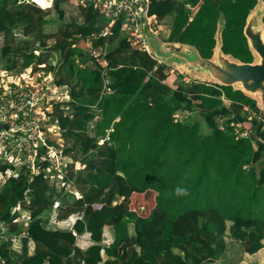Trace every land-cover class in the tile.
<instances>
[{
  "label": "trees",
  "instance_id": "1",
  "mask_svg": "<svg viewBox=\"0 0 264 264\" xmlns=\"http://www.w3.org/2000/svg\"><path fill=\"white\" fill-rule=\"evenodd\" d=\"M35 1L0 0L2 53L22 59L17 68V57L9 58L4 70H38L45 64L47 71L60 74L56 82L67 85L72 98L68 109L56 110L65 141H72L66 143L65 153L77 150L81 157H73L85 167L75 177L73 171L65 177L79 189L77 198L68 186L49 181L43 171L47 161L40 172L31 174L26 167L19 177L4 181L0 223L8 226L7 232L24 236L21 255L13 250L12 238L0 236V264H206L225 251L228 228L246 252L263 248L264 142L259 138L264 140V130L256 99L213 82L185 84L176 78L170 86L167 66L123 34L124 17L111 26V19L93 4L80 6L77 19L60 30L62 37L52 47L62 50L63 62L55 73L48 56L38 53L52 36L35 33L49 21L51 6L47 0ZM62 2L54 1L60 17L65 15ZM257 3L150 0L143 13L158 21L174 15L168 41L193 45L208 58L222 22L223 52L252 62L244 27ZM16 27L27 38L13 47ZM107 27L110 32L97 42L105 44L110 60L111 69L105 73L85 51L81 37ZM105 85L113 92L105 93ZM180 112L186 116L177 117ZM197 114L211 130L206 135ZM232 121L252 135L236 136ZM7 167L0 162V171ZM177 186L187 188L188 194L176 196ZM17 206L30 213L26 225L13 222ZM54 210L60 220L76 216L73 227L49 228L46 223ZM106 226L113 230L109 244L103 242ZM85 232L93 244L83 249L77 236ZM30 240L36 244L33 254L28 253Z\"/></svg>",
  "mask_w": 264,
  "mask_h": 264
},
{
  "label": "built area",
  "instance_id": "2",
  "mask_svg": "<svg viewBox=\"0 0 264 264\" xmlns=\"http://www.w3.org/2000/svg\"><path fill=\"white\" fill-rule=\"evenodd\" d=\"M34 1L35 0H27ZM49 0H47L48 2ZM150 0H78L80 6L93 4L95 9L101 14L109 17L113 23L116 19L123 16L124 26L130 30L131 34H137V38L130 39L138 43L142 50L147 51L155 58L147 44L145 32L149 28L152 33H157L159 26L157 22L151 21L152 17L146 18L143 10ZM189 6V5H188ZM199 7V6H198ZM197 9V8H196ZM195 9V10H196ZM146 19H148L146 21ZM139 29L141 31H139ZM110 27L99 33H93L81 37L85 45V51L96 59L103 67L104 72L109 68L110 60L107 54H104V47L98 44V39L108 35ZM126 32V31H125ZM45 64H41L38 70L34 67L24 69L16 73V77L9 74L8 70L1 72L0 78V162L8 167L0 171V187L4 181L10 177H19L24 168H29L31 174L40 172L42 163L47 161L48 164L43 171L51 183L56 186H70L63 178H59L56 172L61 171L62 158L65 153V147L61 146V140L64 139L63 129L60 126L57 116V109H68L70 106L69 87L61 85L52 77L53 71H45ZM168 70V68L166 69ZM11 71V70H10ZM26 71V73H25ZM14 72V71H13ZM171 73L179 76L184 74L183 71L174 68ZM10 75V76H9ZM192 77V76H191ZM183 82L189 84L192 82H205L195 77L184 76ZM106 79L105 84H108ZM104 88L105 93H112L110 87ZM262 130H264V115L260 118ZM235 134L238 137H249L252 135L251 130L243 128L242 123L232 121ZM225 125H221L223 129ZM258 138V136H257ZM259 140L263 141L261 138ZM65 141V139H64ZM104 140L100 142L103 143ZM66 144V142H65ZM64 149V150H63ZM68 166V165H67ZM66 166V167H67ZM60 169V170H59ZM57 178V180H56ZM59 205L56 202L55 207Z\"/></svg>",
  "mask_w": 264,
  "mask_h": 264
},
{
  "label": "water",
  "instance_id": "3",
  "mask_svg": "<svg viewBox=\"0 0 264 264\" xmlns=\"http://www.w3.org/2000/svg\"><path fill=\"white\" fill-rule=\"evenodd\" d=\"M264 0L248 15L244 34L254 55L252 62H243L222 50L223 23L220 22L215 34L216 44L212 57H204L193 45L180 42H164L165 51L158 54L151 46V31L145 33L151 54L163 63L176 65L194 77H207L215 83L241 89L256 99L260 118L264 115Z\"/></svg>",
  "mask_w": 264,
  "mask_h": 264
},
{
  "label": "rangeland",
  "instance_id": "4",
  "mask_svg": "<svg viewBox=\"0 0 264 264\" xmlns=\"http://www.w3.org/2000/svg\"><path fill=\"white\" fill-rule=\"evenodd\" d=\"M54 1L55 0H50V2L48 1V3H47V6H49V5L51 6V8H49V12L50 13H49V15H47V18H48L49 21L47 23L43 24L41 26V28L39 26H37L35 28V33H37L39 30H41L44 35L49 36V37L52 36V37H50L48 39V46L45 47V48H40L38 50V53H42V54L48 56V62L47 63L56 66V69L54 70L55 73H56L57 72V67L60 66L62 64V62H63V52H62L61 49H56V48H53L52 46H54V44H55L56 40L58 39V37L59 38L62 37V34H60V30L65 28V24L72 22L75 18L77 19L76 15H75L76 14L75 11L79 12L80 4L78 3V0H63L61 6H62V8L65 11V15L63 17H60V14L54 8ZM42 7H46V6H42ZM198 8L199 7H197V9L194 11L192 16L195 14V12L198 10ZM173 20H174V15H170V16L165 17V19L160 21L158 23V25H157V26H159L158 32L156 34L155 33H150L149 42H150L151 46L156 50V52L158 54H162V52L165 51V49L163 47L164 42H169L168 38L170 36L171 28H172V25H173ZM79 21L82 22L83 20L80 19ZM113 23H114V21H113ZM113 23L111 21V26L113 25ZM124 24H126V22H124ZM19 27H21V26H19ZM141 30L139 29V31H141ZM124 31H126V32H124ZM124 31H123V34L126 35L127 37L131 34L130 30L126 29V26H124ZM147 31L149 33V31H151V30L148 28ZM133 32L134 31H132L131 36L133 38L134 37L137 38L138 37V35H137L138 33L137 34H133ZM22 33H23V30L21 28H18V27L14 28V34H15L16 39H15V42L12 44L13 47H15L20 41H22L25 38H27L25 35L22 36ZM28 38L31 39V37H28ZM115 44L114 43H113V45L109 44L108 45V51H110L111 48ZM3 45H4V36L2 34H0V72H2L5 69L4 65L7 64L9 58L17 57V68L20 67L21 64H22L21 57L19 55H16L13 52L9 53L7 56H4L3 53H2ZM168 67H169V70H166V71H167V73L169 75H167L166 80H167L168 84H171L172 80L174 79V77H173L174 73H171V69L174 68V72H177V69L174 66H170V65ZM170 67H172V68H170ZM110 69H111V67H110V63H109V70ZM15 70L16 69H12L11 71L8 70L9 74H12L13 77H16V76H14V75H16ZM45 71H47V70L45 69ZM17 73H20V72H17ZM25 73H26V71H25ZM58 75H60V74L59 73L58 74H52V77L54 79H56V76L58 77ZM184 76H187V77H190V78L194 77V75L192 76L189 73L185 72L184 74H182V77L180 75L177 78L176 82L178 83L181 80L184 81L183 80ZM195 78L198 79V80H201V81L215 83L213 80H210L207 77H200V76L197 77L196 76ZM180 115H181V117L179 115H177V117H179V118L184 117V112H180ZM196 116H197V119L199 120V122L201 123V133L204 134V135L208 134L211 130L208 127L207 122L205 121V119L202 116H199V114H197ZM60 142H61V146H63V148L66 145L65 142L67 143V145L72 144L71 140L68 143L67 141H64L63 138H62V140ZM69 155H70V157L64 155V157L62 158V165L60 167L61 171H58V170L56 171L59 174V178L62 181H63V178L65 176H69L72 171H73L72 173H74L73 176L75 177L76 176V171L82 170L85 167L84 164H81V160H76V158L73 157L75 155L81 157V154L78 153L77 150H73V152H71V154H69ZM263 158H264V155H263ZM71 164H73V167H70ZM56 180H57V178H56ZM68 188H70V189H72L73 191L76 192V193H74L76 198L81 196L80 192L77 191L79 189L75 187L74 183L70 182V186ZM56 202L54 203L53 207L56 208L57 211H58V208H60L61 206L58 205L57 207H55ZM15 210L18 212L17 216L18 215L20 216L19 217V222L17 221L18 223L22 224V223H25V222H27L29 220V212L26 209L17 207V209L15 208L13 211L15 212ZM72 217H74V216H72ZM75 218H76V216H75ZM75 218H73V220H75ZM52 219L54 220V217ZM55 221H56L55 225L54 224H50L51 226L50 225H48V226L49 227H57V226L63 225V223H61V222L57 223V220H55ZM7 228H8L7 225H5L4 223H0V236H1V238L7 239V238H13L15 236V234H11V233L7 232L6 231ZM131 228H132V225H131ZM226 236H227L226 239H228V240L231 239L228 233H226Z\"/></svg>",
  "mask_w": 264,
  "mask_h": 264
},
{
  "label": "crops",
  "instance_id": "5",
  "mask_svg": "<svg viewBox=\"0 0 264 264\" xmlns=\"http://www.w3.org/2000/svg\"><path fill=\"white\" fill-rule=\"evenodd\" d=\"M146 18H148V17H146ZM164 19L165 18H163L162 20H164ZM147 20L148 19H146V21ZM162 20H160V21H162ZM151 21L157 22V23L160 22L158 20H155L153 17H152ZM103 47H104V49H103L104 50V54H107L105 44L103 45ZM156 60H158V59H156ZM160 62L163 63L162 61H160ZM163 64H165L167 66L168 70H169L168 66L170 65V66H174L176 69H179V70L183 71L182 69L178 68L176 65H172V64L168 65L167 63H163ZM170 68H172V67H170ZM165 72L167 73L166 70H165ZM167 75H169V74L167 73ZM179 76H176L175 73H174V76H173L174 79L172 80L171 84H169V85L173 87L172 84H173L175 78H178ZM184 116H186V115H184ZM60 187H62V186H60ZM68 190L72 191V189H70V188ZM17 207L22 208L21 206H17ZM17 207H16V209H17ZM52 212L53 213L51 214L50 219L46 223L47 226L50 225V224H54L55 225L56 224L55 220H57V223L58 222L63 223V225L57 226L59 228L71 229L73 227V221L74 220L72 219V216L68 217L67 219L60 220L57 217L56 211L54 210ZM19 217H20L19 215L16 216L15 217L16 219L13 222H15V223L20 225L21 223H18L19 222ZM53 217H54V220L52 219ZM29 218H30V213H29ZM27 223H28V221L25 222L24 224L26 225ZM230 224H232V223L228 222V225H230ZM57 227H49V228L55 229ZM130 230L133 233V231H134L133 230V226H132V228L130 227ZM227 233L228 234L230 233L229 228H228ZM23 236H24V234L15 235L12 238L13 239L12 248H13V250H15V252L18 255H21L23 253V242H22V237ZM77 237H78L77 238V244L83 249H86L91 244H93V241L91 239V236H90L89 232H85L84 234L78 235ZM226 238H227V236H226ZM111 241H113V230H112L111 227L106 226L105 227V231H104V240H103V242L105 244H109ZM226 241H227V247H226L225 251L217 259H215L213 262H207L206 264H264V247L261 248L258 252L250 254V253H248V252H246L244 250V246H242V243H240V241H237L236 239H233V238H231L230 240L226 239ZM35 249H36L35 242L33 240H30L29 243H28V253L29 254H33L35 252ZM101 254L103 256V260H105L107 258V255L105 254L104 250H102ZM98 264H103V261L98 263Z\"/></svg>",
  "mask_w": 264,
  "mask_h": 264
},
{
  "label": "clouds",
  "instance_id": "6",
  "mask_svg": "<svg viewBox=\"0 0 264 264\" xmlns=\"http://www.w3.org/2000/svg\"><path fill=\"white\" fill-rule=\"evenodd\" d=\"M50 2V0H49ZM176 196H183L188 194V189L184 187L177 186L174 190Z\"/></svg>",
  "mask_w": 264,
  "mask_h": 264
}]
</instances>
